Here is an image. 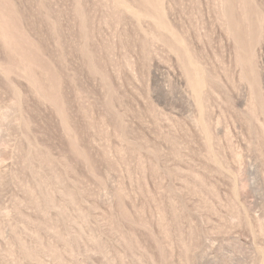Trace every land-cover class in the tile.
<instances>
[{
	"label": "rangeland",
	"instance_id": "rangeland-1",
	"mask_svg": "<svg viewBox=\"0 0 264 264\" xmlns=\"http://www.w3.org/2000/svg\"><path fill=\"white\" fill-rule=\"evenodd\" d=\"M0 264H264V0H0Z\"/></svg>",
	"mask_w": 264,
	"mask_h": 264
}]
</instances>
